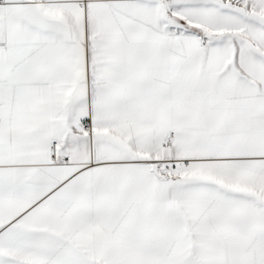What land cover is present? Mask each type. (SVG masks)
<instances>
[{
	"label": "snow or ice",
	"instance_id": "obj_1",
	"mask_svg": "<svg viewBox=\"0 0 264 264\" xmlns=\"http://www.w3.org/2000/svg\"><path fill=\"white\" fill-rule=\"evenodd\" d=\"M0 264H264V0H0Z\"/></svg>",
	"mask_w": 264,
	"mask_h": 264
}]
</instances>
